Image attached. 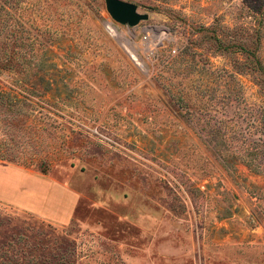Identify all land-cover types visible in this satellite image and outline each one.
Instances as JSON below:
<instances>
[{
  "label": "rangeland",
  "instance_id": "rangeland-1",
  "mask_svg": "<svg viewBox=\"0 0 264 264\" xmlns=\"http://www.w3.org/2000/svg\"><path fill=\"white\" fill-rule=\"evenodd\" d=\"M125 1L0 0V264H264V0Z\"/></svg>",
  "mask_w": 264,
  "mask_h": 264
},
{
  "label": "crops",
  "instance_id": "crops-1",
  "mask_svg": "<svg viewBox=\"0 0 264 264\" xmlns=\"http://www.w3.org/2000/svg\"><path fill=\"white\" fill-rule=\"evenodd\" d=\"M32 176L33 177H46V175L44 174H37L33 169L25 168L17 164L0 163V180H1L0 182L3 181L5 183L6 189L8 190L7 192L8 194L5 196V198L2 196H0V198L7 202L16 204L24 209H29L30 206L28 208L24 206L23 204L14 201V198L18 195L19 197H23L26 200H31V199L33 200L36 197H39L40 195H42L44 192H46V188H42V187L39 188V183L35 181L36 179L32 178ZM16 177H21L22 179H24L25 182L32 181L31 183L34 184L35 186H31V184H28V183L25 185L23 184L19 185L18 181L16 180L17 179ZM6 178H8L11 181L10 182H7L6 180L4 181V179ZM42 201H44V199L38 200L37 201L38 205H42Z\"/></svg>",
  "mask_w": 264,
  "mask_h": 264
},
{
  "label": "water",
  "instance_id": "water-1",
  "mask_svg": "<svg viewBox=\"0 0 264 264\" xmlns=\"http://www.w3.org/2000/svg\"><path fill=\"white\" fill-rule=\"evenodd\" d=\"M106 11L110 17L121 24L135 26L139 21L147 19L146 14L137 12V6L125 0H104Z\"/></svg>",
  "mask_w": 264,
  "mask_h": 264
},
{
  "label": "bare ground",
  "instance_id": "bare-ground-1",
  "mask_svg": "<svg viewBox=\"0 0 264 264\" xmlns=\"http://www.w3.org/2000/svg\"><path fill=\"white\" fill-rule=\"evenodd\" d=\"M115 32V31H114ZM127 43H129V42H127ZM131 51V50H130ZM132 53V52H131Z\"/></svg>",
  "mask_w": 264,
  "mask_h": 264
}]
</instances>
